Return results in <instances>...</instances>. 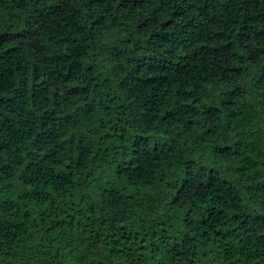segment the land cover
I'll return each instance as SVG.
<instances>
[{"label": "trees", "instance_id": "1", "mask_svg": "<svg viewBox=\"0 0 264 264\" xmlns=\"http://www.w3.org/2000/svg\"><path fill=\"white\" fill-rule=\"evenodd\" d=\"M0 264H264V0H0Z\"/></svg>", "mask_w": 264, "mask_h": 264}]
</instances>
